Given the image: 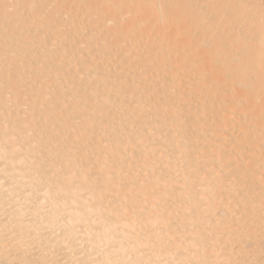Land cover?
<instances>
[{
  "label": "bare ground",
  "instance_id": "6f19581e",
  "mask_svg": "<svg viewBox=\"0 0 264 264\" xmlns=\"http://www.w3.org/2000/svg\"><path fill=\"white\" fill-rule=\"evenodd\" d=\"M37 1L17 4L48 21ZM247 1L93 0L97 58L74 13L30 40L40 58L0 0V264H264V0Z\"/></svg>",
  "mask_w": 264,
  "mask_h": 264
},
{
  "label": "rangeland",
  "instance_id": "374dc122",
  "mask_svg": "<svg viewBox=\"0 0 264 264\" xmlns=\"http://www.w3.org/2000/svg\"><path fill=\"white\" fill-rule=\"evenodd\" d=\"M18 1H21V0H2L1 4H2V7L4 8V10L9 12L11 10H17V9L19 10L20 5L17 4ZM74 1H76V0H74ZM64 2H66V0H38L37 1L36 6L38 8H40V10H41L40 11L41 12L40 17L41 18L47 17L48 21L42 20V19L30 20L29 19L30 13H29L28 9L27 10L23 9L21 11L19 10L18 17L20 18V20L16 23V25L14 26V29H16V32H17L16 37L21 38L22 43L20 45H18L17 47L19 49H24V47H25V48H27L26 52L30 51V52H34V54H38L37 49H35L36 47H30V46H32V43H33V41H30V40L33 37H35V35L42 33V36H49V35H56L57 33L64 32L63 37L69 36V34L66 31L73 28V25H75L76 23L74 24V22H73V23H70L69 25L59 24V23L65 22L67 20V18L69 19L70 14L74 13L75 15H78V16L77 17L75 16V18H72V20L79 18V20L85 22V25H87V22L90 23L89 28H87L85 31H83L81 33L79 32V34H78L79 36H75V38L77 39L76 41H80V40L83 41V43L78 45V48L84 47L86 53L92 54L90 56L91 58H97L96 48L99 45H101V43H100L101 41H103V42L106 41V39H102L103 29L100 28V21L98 20L99 17L101 16V14L97 13V11L100 10V8H102L103 5L99 4V3H94L93 0H79L77 3V7L73 11H71V10L58 11V7L62 6L64 4ZM250 2H253V0L247 1V3H250ZM53 16H56V17L54 18ZM216 16H217V12H215V11L210 12L204 21L199 22L198 26L196 27L195 33H199V31L201 29H206L208 31L215 32V26L213 24V21H214V18H216ZM127 17H128V15L126 14L124 16V19L120 22V24H117V27H120L127 20ZM249 21H250V17L244 19L243 21L235 23V25L239 30H241V29H243L244 25H246L247 23H250ZM157 25L158 24H154V27ZM223 26L225 28L229 27V25H226V24H224ZM90 30H91V32H89ZM158 30H160V29H158ZM153 32L154 31H152V33ZM113 36L119 37V36H121V34H120V32H117ZM23 41H28V42L23 43ZM132 42H134V41L132 40ZM159 44L160 43L157 42L156 44H154V46H158ZM133 45L134 46H132V47L134 48V51L137 49H140L139 47H137L138 44L133 43ZM140 45H142V44H140ZM142 47H143V45H142ZM64 51H65V53H69V51L66 49H64ZM129 52H132V50H130ZM37 56L40 58L45 57V56L39 55V54ZM59 56H60V54H56V55H54V58H57ZM66 57L70 58L71 56L68 55ZM122 62H123V59H120L117 62L118 63L117 65L122 64ZM65 67L66 68H64L63 71H60L58 73L57 78L60 77L61 74L62 75L67 74L71 69H73L74 66L66 65ZM11 74H12V77H16V74L14 72H11ZM26 78H28V77H26ZM62 80H65V79L62 78L60 81H62ZM25 83H27V81H25ZM43 85L44 84H42V86ZM22 89H23V91H25V93L23 95H21V97L19 98V101H13V100L11 101L10 100V102H9V105H12L13 108H16V109L26 108L27 103H25L24 101H27L28 99H30L31 97L34 96V93L31 91H28V88L26 86ZM50 94H48L47 96L39 97V98H37V100L42 101V102H44L45 100H51L53 98ZM5 95H6V97L11 98L12 94L10 91H6ZM75 121L76 120H74L73 122H75ZM30 122L31 121H27V123H25V124L29 125ZM27 134L32 136L33 132L28 131ZM62 148H63V150H62L61 154L64 156H70V155L75 153V151L71 150L70 147H66L65 145ZM95 157H92L90 159H95ZM100 157H102V156H100Z\"/></svg>",
  "mask_w": 264,
  "mask_h": 264
}]
</instances>
